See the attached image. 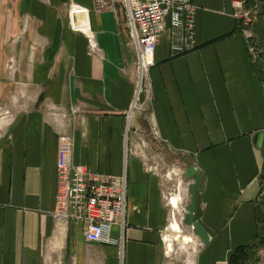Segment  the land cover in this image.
Segmentation results:
<instances>
[{"label": "crops", "instance_id": "0c3cea01", "mask_svg": "<svg viewBox=\"0 0 264 264\" xmlns=\"http://www.w3.org/2000/svg\"><path fill=\"white\" fill-rule=\"evenodd\" d=\"M15 2L16 19L33 16L28 37L37 34L39 46L21 44L19 99L0 115V264H176L164 242L171 194L146 159L159 144L188 163L187 220L204 245L198 263L228 264L235 247L255 240L264 221V71L239 16L250 13L264 53V0H191L192 48L174 53L165 30L142 93L119 1ZM70 6L89 12L94 48L67 26ZM53 36L58 48L48 53L41 41ZM64 133L73 138L74 164L125 175V225L111 229L117 243L88 241L85 221L56 218Z\"/></svg>", "mask_w": 264, "mask_h": 264}, {"label": "built area", "instance_id": "2783aa9c", "mask_svg": "<svg viewBox=\"0 0 264 264\" xmlns=\"http://www.w3.org/2000/svg\"><path fill=\"white\" fill-rule=\"evenodd\" d=\"M102 1L94 0L97 4ZM121 4L125 12L129 38L135 48L138 78L142 75V87L146 72L154 64L157 40L165 30H169L174 38L171 46L174 53L192 48L194 6L191 0H121ZM236 5L241 8L240 2ZM240 19L241 32L246 39L252 60L263 61L261 60L263 51L248 42L253 37L249 27L250 13L242 12ZM90 46L94 48L95 45L91 42ZM72 150V136L62 134L58 140L57 151L56 218L63 221H85L87 227L84 237L88 241L117 243L111 237V229L114 225L120 228L125 225L127 195L125 175L94 173L84 165H76L71 161Z\"/></svg>", "mask_w": 264, "mask_h": 264}, {"label": "rangeland", "instance_id": "374dc122", "mask_svg": "<svg viewBox=\"0 0 264 264\" xmlns=\"http://www.w3.org/2000/svg\"><path fill=\"white\" fill-rule=\"evenodd\" d=\"M118 1L122 10L124 31L128 38L127 45L132 50L135 57V48L129 38L128 29L125 26V12L120 0H103L100 4H95L99 8H106L109 7L110 4ZM15 6V0H0V75L3 74L4 77V80L0 77V115L5 111H11L4 106V103L8 104V107L11 102H17L19 99L17 91L20 86L14 83L16 78L13 76V71L16 67L18 68L19 62H16L14 57L21 52V44H27L26 49L28 50L30 45L28 39H32V36L29 38L28 35L31 26L30 21H33V16L26 14L22 19H16L20 16L17 15ZM72 6L68 9L66 24L73 32L84 34L87 43L90 44L92 42L93 32L89 28V12L81 8H73ZM36 36L37 34H35V36L33 34V40H31L33 43L30 48L39 46L35 41L37 38ZM54 37L55 36L51 37V40L50 37H45L44 40L41 41V45L45 44L50 48L47 51L48 53L55 52L58 48L57 37ZM89 40H91V42ZM134 67L135 85H138L139 76L137 74L136 65ZM142 89L146 90L144 84ZM39 99L41 100L42 97ZM136 107L139 109L138 106ZM133 109L134 108H130L129 112H133ZM161 145L162 144L157 145V148L159 147L160 150L152 147V151L146 156V159L150 165L156 166L157 171L161 174L165 182L166 193L171 194V196L175 194H180L181 196L180 205L176 212V219L180 225V230L172 231L169 228L170 221H168L164 235L166 253L176 264H199L198 260L204 245L193 235V226L189 224L187 220L189 212L187 206V201L189 200L188 163L184 161L182 156L169 151L166 146L161 147Z\"/></svg>", "mask_w": 264, "mask_h": 264}, {"label": "trees", "instance_id": "16d2710c", "mask_svg": "<svg viewBox=\"0 0 264 264\" xmlns=\"http://www.w3.org/2000/svg\"><path fill=\"white\" fill-rule=\"evenodd\" d=\"M242 29V19L239 20V30ZM250 44L261 50V46L257 43L255 37H252L248 41ZM261 60H257L254 63L255 68L258 71H262L264 67V55H261ZM264 251V221L257 223V234L254 241L239 245L230 254L227 263L228 264H257L260 260V254Z\"/></svg>", "mask_w": 264, "mask_h": 264}, {"label": "bare ground", "instance_id": "6f19581e", "mask_svg": "<svg viewBox=\"0 0 264 264\" xmlns=\"http://www.w3.org/2000/svg\"><path fill=\"white\" fill-rule=\"evenodd\" d=\"M139 85H137V91L142 93V87H141V84H142V75H140V78H139V81H138ZM141 95V94H140ZM140 100V98H138L135 102H134V108L136 107L138 101ZM134 110V109H133ZM171 202H172V205L174 207V210L172 211L171 215H170V226L169 228L172 229L173 231H179L180 230V225L176 219V210L178 209V204H179V201L181 200V196L180 194H175V195H172L171 196Z\"/></svg>", "mask_w": 264, "mask_h": 264}]
</instances>
